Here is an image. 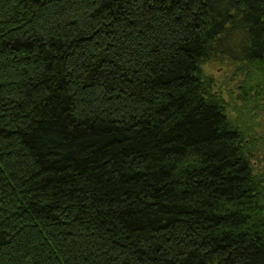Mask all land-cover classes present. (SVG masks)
Instances as JSON below:
<instances>
[{
  "label": "trees",
  "instance_id": "1",
  "mask_svg": "<svg viewBox=\"0 0 264 264\" xmlns=\"http://www.w3.org/2000/svg\"><path fill=\"white\" fill-rule=\"evenodd\" d=\"M262 107L264 0H0V264H264Z\"/></svg>",
  "mask_w": 264,
  "mask_h": 264
},
{
  "label": "rangeland",
  "instance_id": "2",
  "mask_svg": "<svg viewBox=\"0 0 264 264\" xmlns=\"http://www.w3.org/2000/svg\"><path fill=\"white\" fill-rule=\"evenodd\" d=\"M205 70L213 75L217 86H220V84L223 86V94L226 98H228L227 91L230 90L233 85H235V80L229 79L230 73L226 69L216 65L206 66ZM225 82L228 83L226 86L224 85ZM255 117V121L259 124L256 127L257 135L262 136L264 135V107L260 108Z\"/></svg>",
  "mask_w": 264,
  "mask_h": 264
}]
</instances>
